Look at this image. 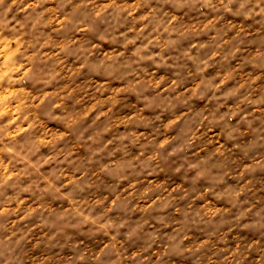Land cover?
Segmentation results:
<instances>
[{
  "label": "clouds",
  "instance_id": "9594fccd",
  "mask_svg": "<svg viewBox=\"0 0 264 264\" xmlns=\"http://www.w3.org/2000/svg\"><path fill=\"white\" fill-rule=\"evenodd\" d=\"M193 6L195 19L182 23ZM117 22L115 32L105 35L104 27ZM94 25L100 26L99 31L89 34ZM25 29L68 31L69 38H44L25 47ZM113 35L130 51L143 53L141 61H167L165 50L183 41L194 49L189 56H198L200 67L168 80L145 78L123 47L108 44L107 37ZM18 55L23 62L16 61ZM37 64L50 66L57 86L29 98L22 83ZM218 65L225 70L210 79L202 75ZM0 68V115L7 117L4 150L11 154L0 183L11 182L14 187L20 177H29V183L0 207V216L9 221L0 235V264H100L109 251L106 240L93 253L75 251L65 258L54 246L48 251L54 233L49 235L45 226L75 228L79 223L84 228L92 224L110 229L115 227L112 210L121 205L133 212L163 208L166 214L170 208L176 214L139 260L131 257L136 264H165L173 253L193 264H264V193L252 192L243 178L248 169L264 163V154L253 153L231 173L239 187L229 206L217 204L215 211L210 207L218 191L215 186L193 188L183 180L166 183L171 178L160 167L162 156L203 158L211 153L214 161L223 156L218 151L224 145L218 125L239 123L264 111V0H60L58 4L0 0ZM117 77L118 82H111ZM80 80H87V86L81 87ZM129 93L138 99L129 98ZM157 100V107H164L169 115L155 122L146 135L137 125L145 108ZM235 100L240 101L236 108ZM106 124L96 150L97 169L106 173L116 168L119 174L110 193L84 199L74 195L73 185L83 173L70 170L69 129L91 135V130ZM125 127L133 129L130 136L137 147L120 165L119 155H109L116 147L111 133ZM25 136L30 144L19 142ZM17 158L19 168L13 165ZM185 164L197 166L195 160L184 161L173 171L179 173ZM46 168L60 172L45 175ZM209 171L214 173V166ZM49 199L55 200L51 207ZM194 220L210 227L209 234L192 243L184 229Z\"/></svg>",
  "mask_w": 264,
  "mask_h": 264
},
{
  "label": "rangeland",
  "instance_id": "374dc122",
  "mask_svg": "<svg viewBox=\"0 0 264 264\" xmlns=\"http://www.w3.org/2000/svg\"><path fill=\"white\" fill-rule=\"evenodd\" d=\"M58 4L60 0H55ZM127 2V0H117V3ZM197 14L196 6L187 10L182 23H191ZM118 22L104 27L105 35L108 32H115ZM100 26L94 25L89 34L95 35L99 31ZM5 35H10L5 33ZM44 38H54L56 41L67 40L69 32L48 33L47 30L43 32L35 30H24L22 42L25 47L29 44L35 43L37 40ZM191 39V37H189ZM108 44L116 49L123 47L129 60H135V67L137 70L147 77L153 79L168 80L173 74L182 76L184 74L195 71L200 67L198 56H189V53L194 49L188 47L183 41L179 45L169 47L165 50L168 56L167 61L155 60H139L143 53H135L130 51L127 45L122 40L116 38L115 35L107 37ZM17 62H23V56L15 57ZM66 63L68 61H65ZM225 70L224 65L209 68L207 72L203 73L207 78H211L217 72ZM0 71H3L0 68ZM52 70L47 64H37L33 71L28 74L22 87L29 96L34 94H42L48 87H56V82L51 80ZM119 77L114 81L118 82ZM110 82V83H111ZM81 87L87 86V80L78 81ZM3 86V81H0V87ZM129 98H137L135 93H129ZM229 99H234L229 97ZM240 103L235 100L233 107ZM159 100L155 101L150 107L145 108L142 123L137 125L143 128L147 135L155 122L166 119L169 111L164 107H157ZM130 106V105H129ZM206 107V106H205ZM194 111H200L199 106L194 107ZM46 115V114H45ZM7 117L0 115V173H3V165L11 159V154L4 150L7 143L3 139L5 130L3 128L4 121ZM51 117H48L50 120ZM47 122V121H46ZM60 123V121H57ZM222 131L220 135L224 139V145L218 149L223 153V156L217 157L214 161L210 159L211 153H206L203 158L184 156L183 159L175 157L162 156L160 160V167L164 172L166 183H171L172 180H183V182L190 187H198L207 184L208 186H215L218 191L214 196V202L210 205L213 211L217 204L229 206L232 200L234 190L238 189L239 184L237 179L231 175L236 168H238L244 160L252 158V154L259 151L264 154V111L258 110V115L247 120H241L239 123L235 121L229 122L227 125H218ZM107 124L104 127H97L91 130V135L80 129H69L72 133L71 144L66 149V155L71 160L70 170L73 172L83 173L78 184L73 185L74 195L81 196L88 199L93 196H100L103 193H110L114 187L113 181L119 174V169H112L106 173H99L97 169L96 150L97 146L105 137ZM133 129L125 127L122 132L111 133L113 136V143L116 145L115 151L109 155H119L118 163L123 165L125 161L133 154L137 145L135 144V137L130 136ZM120 137L119 140L116 138ZM126 138V139H125ZM20 143L30 144V138H18ZM19 158L13 161L15 168L21 165L18 163ZM196 161V167L189 168L185 164L184 168L175 173L173 170L178 164L184 161ZM214 166V173L209 171V167ZM15 168L11 170H15ZM44 174L59 173L60 169H44ZM96 173L95 175L93 173ZM139 175L140 173H136ZM247 179V188L252 192L260 190L264 193V163L256 165L248 169L244 177ZM0 181H3V175H0ZM29 183L28 175L20 177L18 183L14 187H10L11 182L0 183V207L8 204V197H15L24 185ZM51 207L55 203L54 199H49L47 202ZM61 205L64 203L60 201ZM114 214L110 217L111 222L115 227L110 229H98L95 225L89 224L84 228L82 224H77L75 228L71 225H56L55 227H47L49 235L54 233L50 242L48 251L54 249L61 257H65L75 251H85L93 253L98 246L106 240L108 242L109 251L104 256L100 264H136V261L131 259L135 256L137 260L140 259L141 253L148 247L150 243H154L155 239L161 235L160 228L175 218V213L169 208L165 214L163 208L150 210L147 213L130 211L126 206L112 210ZM40 217H35L37 223L40 222ZM8 217L0 216V235L7 231ZM209 225L200 222L199 220L190 221L184 229L185 235L191 237V242L195 243L202 235L209 234ZM251 234V231L249 232ZM239 236L244 237V232H239ZM103 238V239H101ZM165 264H193L190 258L173 253L165 261Z\"/></svg>",
  "mask_w": 264,
  "mask_h": 264
}]
</instances>
